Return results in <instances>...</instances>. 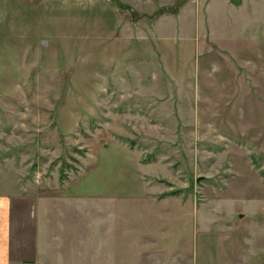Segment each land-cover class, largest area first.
I'll list each match as a JSON object with an SVG mask.
<instances>
[{
    "label": "rangeland",
    "instance_id": "1",
    "mask_svg": "<svg viewBox=\"0 0 264 264\" xmlns=\"http://www.w3.org/2000/svg\"><path fill=\"white\" fill-rule=\"evenodd\" d=\"M119 2L0 0L15 258L264 264V0Z\"/></svg>",
    "mask_w": 264,
    "mask_h": 264
},
{
    "label": "crops",
    "instance_id": "2",
    "mask_svg": "<svg viewBox=\"0 0 264 264\" xmlns=\"http://www.w3.org/2000/svg\"><path fill=\"white\" fill-rule=\"evenodd\" d=\"M64 198H67L70 201V197L65 196ZM45 201H47V199L42 197L40 201V203H42V213H45ZM40 203L38 206H40ZM54 209L55 208L51 206V209H48L47 211H54ZM38 226L39 229L36 236L35 246L33 248L34 256L32 260L18 261L13 254L12 195L3 188H0V264H75L74 261L70 260L65 254H63V247L59 241L51 242L47 240V234L50 229L43 217H39ZM58 230L57 227L55 233H58ZM51 232L54 233L53 228ZM235 236L236 234L234 232L233 240L235 242L233 241V249L230 252L231 258L229 264L239 263L240 254ZM61 256L63 257L61 258Z\"/></svg>",
    "mask_w": 264,
    "mask_h": 264
},
{
    "label": "trees",
    "instance_id": "3",
    "mask_svg": "<svg viewBox=\"0 0 264 264\" xmlns=\"http://www.w3.org/2000/svg\"><path fill=\"white\" fill-rule=\"evenodd\" d=\"M117 2V4H119L121 6V3L119 2V0H115Z\"/></svg>",
    "mask_w": 264,
    "mask_h": 264
}]
</instances>
